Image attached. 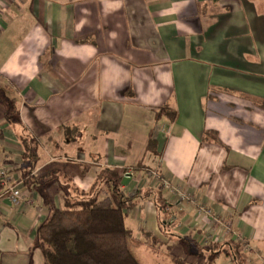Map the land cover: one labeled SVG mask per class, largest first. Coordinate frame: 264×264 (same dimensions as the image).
<instances>
[{
	"label": "crops",
	"instance_id": "0c3cea01",
	"mask_svg": "<svg viewBox=\"0 0 264 264\" xmlns=\"http://www.w3.org/2000/svg\"><path fill=\"white\" fill-rule=\"evenodd\" d=\"M21 136L37 143L26 178ZM103 170L139 194L126 223L149 264H205L241 241L245 264H264V0H0V172L24 196L0 201V264H42L37 230L63 184L88 191ZM149 170L232 233L205 240L211 219Z\"/></svg>",
	"mask_w": 264,
	"mask_h": 264
},
{
	"label": "trees",
	"instance_id": "16d2710c",
	"mask_svg": "<svg viewBox=\"0 0 264 264\" xmlns=\"http://www.w3.org/2000/svg\"><path fill=\"white\" fill-rule=\"evenodd\" d=\"M15 110H12V115ZM157 121L173 123L176 112L161 107L155 113ZM22 147V178L29 176L36 160L37 143L20 137ZM66 180L62 189V207L51 208L37 230V247L42 264H142L136 252L141 242L135 240L126 223L127 212L136 206L138 195L128 196L121 190V176L111 170L99 173L88 191L72 186ZM3 186L0 182V193ZM159 196L160 192H156ZM159 210L164 214L162 226L167 228L171 216L169 205L160 196ZM147 238V235H145ZM147 240V239H145ZM150 246L157 244L147 240ZM151 243H154L153 245ZM158 245V244H157ZM244 242L213 245L205 264H214L216 256L227 253L235 264H245L240 254ZM226 247V250H222ZM221 249V250H220ZM174 264H185L172 259Z\"/></svg>",
	"mask_w": 264,
	"mask_h": 264
},
{
	"label": "built area",
	"instance_id": "2783aa9c",
	"mask_svg": "<svg viewBox=\"0 0 264 264\" xmlns=\"http://www.w3.org/2000/svg\"><path fill=\"white\" fill-rule=\"evenodd\" d=\"M149 178L152 180V186L154 188H159L160 190L168 193V196L171 198H177L180 202H187L190 205L195 206L197 215L207 217L211 219V222L215 226L211 230H209L206 235H204V239H213L217 238L218 234H215V230L218 229L222 232V234H231V225L226 220L220 218L218 214L212 213L204 204H197V201L189 195L182 187L178 186L170 182L165 176L159 174L156 171H148ZM11 176L4 172H0V182L2 185H5V189L0 193V201L3 199L7 200L11 205H16L19 201H21L24 196L21 193V188L19 183L16 185L11 183ZM8 185V184H10ZM171 218L176 221V212L172 211ZM220 232V233H221Z\"/></svg>",
	"mask_w": 264,
	"mask_h": 264
},
{
	"label": "rangeland",
	"instance_id": "374dc122",
	"mask_svg": "<svg viewBox=\"0 0 264 264\" xmlns=\"http://www.w3.org/2000/svg\"><path fill=\"white\" fill-rule=\"evenodd\" d=\"M149 171H155V170H149ZM157 172V171H156ZM160 174V173H159ZM196 214H197V212H196ZM171 215H172V212H171ZM199 216V215H198ZM177 218V217H176ZM176 220V219H175ZM169 222L171 223V224H174L175 223V221L171 218V216H170V218H169ZM170 224V225H171ZM149 249H150V247H148ZM147 248V249H148ZM194 250H195V248H193ZM246 252H247V249H244ZM144 252L145 251H142L141 253H139V254H137V257H138V259L141 261V263L142 264H149L150 262H152L151 260H152V257H150V260H147V256H145L144 255V257L146 258V260H144V257H143V254H144ZM153 253V252H152ZM155 253H153V255H154ZM250 256V255H249ZM147 261V262H146ZM153 264H155L154 262H153ZM169 264V263H168Z\"/></svg>",
	"mask_w": 264,
	"mask_h": 264
}]
</instances>
